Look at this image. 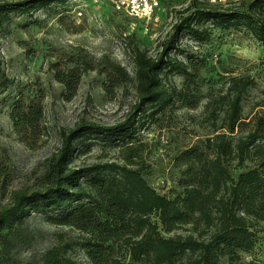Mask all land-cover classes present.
<instances>
[{"label": "rangeland", "instance_id": "374dc122", "mask_svg": "<svg viewBox=\"0 0 264 264\" xmlns=\"http://www.w3.org/2000/svg\"><path fill=\"white\" fill-rule=\"evenodd\" d=\"M22 0H0V3ZM230 0H170L168 10L158 18L138 20L115 8L112 0H64L26 13L12 12L0 20V70L10 84L0 90V156L12 174L8 189L17 190L40 173L41 164L60 144V129L70 128L80 119L111 125L123 121L137 100L134 52L139 49L151 58H160L168 48V65L160 74L164 100L145 106L132 120V140L145 144L143 161L146 178L162 195L174 198L182 193L185 165L179 155L224 130L226 105L221 96L229 77L246 75L252 84L244 91L240 117L242 131L227 133L232 144L239 138L254 139L260 151H251L243 163L228 160L233 176L254 168L264 160V39L259 40L241 23L221 22L204 17L211 9L233 11L244 8ZM244 6V7H243ZM263 10V9H261ZM264 20V13L261 14ZM187 20L188 24H185ZM197 29L199 35H194ZM192 60L194 66L189 65ZM188 65V73L172 64ZM81 70L74 92L57 80V72ZM120 83L107 91L109 74ZM43 99L45 133L36 144L24 143L13 127L10 113L18 102H28L35 94ZM118 138L103 142L92 139L79 144L70 161L72 166L113 160L122 163ZM8 194L0 191V208ZM260 216L245 215L244 223L253 233L249 251L232 255L221 243L215 248L219 264H264V197ZM53 212H29L16 230L10 246L2 250L0 264H42L46 250L57 247L64 257L78 264H92L82 246V233L74 226L53 223ZM164 236H197L204 225L176 223L165 231L157 213L150 215ZM214 228L201 239L209 240ZM117 250V244H115ZM116 257L124 264H151L148 260L130 263L124 245Z\"/></svg>", "mask_w": 264, "mask_h": 264}, {"label": "trees", "instance_id": "16d2710c", "mask_svg": "<svg viewBox=\"0 0 264 264\" xmlns=\"http://www.w3.org/2000/svg\"><path fill=\"white\" fill-rule=\"evenodd\" d=\"M64 0H22L0 3V20L12 12L26 13ZM169 1L166 2L168 8ZM244 8L233 11L211 9L204 17L221 22H236L246 26L259 40L264 39V0L242 2ZM263 9V10H261ZM185 24L189 23L184 20ZM199 35L198 30H193ZM163 47L160 58H151L137 49L134 52L137 100L127 117L118 123L104 125L80 119L70 128L60 129V144L41 164L40 173L17 190L8 193L12 174L0 156V191L8 194L6 204L0 208V246L6 250L16 230L27 213H49L53 223L74 226L83 235L82 246L92 264H124L116 257L125 246L130 263L143 260L151 264H219L215 248L221 243L232 255L249 251L253 246V233L244 223L245 215L260 216L264 197L263 170L257 168L233 176L228 160L243 163L251 151H260L261 144L254 139L239 138L236 144L226 136L242 131L247 122L240 117V103L244 91L252 84L246 75L229 77V85L221 96L226 105V122L221 132L191 146L179 155L185 165L182 193L174 198L162 195L152 187L147 178L148 166L143 157L145 144L132 140L135 130L132 120L145 106L164 100L160 87V74L168 65ZM165 52V53H164ZM189 65L194 63L190 60ZM173 69L188 73V65L172 64ZM81 70L70 68L57 72V80L69 93L77 88ZM107 91L120 83L114 73L109 74ZM10 84L0 70V90ZM42 95L35 94L28 102L13 106L10 118L21 140L29 146L45 133ZM118 138L121 142L122 163L106 160L83 166L70 165L73 153L92 139L103 142ZM264 160L260 163L263 169ZM157 213L165 231L176 223L204 225L197 236L180 234L164 236L158 225L150 220ZM214 228L209 240L201 239L205 231ZM117 244V250L115 249ZM1 253V252H0ZM42 264H78L64 257L57 247L45 251Z\"/></svg>", "mask_w": 264, "mask_h": 264}, {"label": "built area", "instance_id": "2783aa9c", "mask_svg": "<svg viewBox=\"0 0 264 264\" xmlns=\"http://www.w3.org/2000/svg\"><path fill=\"white\" fill-rule=\"evenodd\" d=\"M169 0H112L115 8L124 12L131 18L138 20H151L158 18L159 12L167 6L166 2ZM211 3L226 2L230 0H208Z\"/></svg>", "mask_w": 264, "mask_h": 264}]
</instances>
